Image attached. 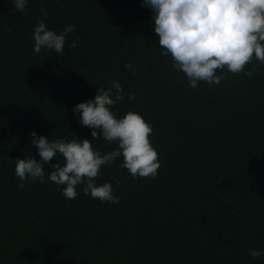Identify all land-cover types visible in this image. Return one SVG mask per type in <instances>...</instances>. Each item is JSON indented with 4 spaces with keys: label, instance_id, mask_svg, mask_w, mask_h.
<instances>
[{
    "label": "trees",
    "instance_id": "16d2710c",
    "mask_svg": "<svg viewBox=\"0 0 264 264\" xmlns=\"http://www.w3.org/2000/svg\"><path fill=\"white\" fill-rule=\"evenodd\" d=\"M42 4L50 30L75 28L63 54L33 51ZM152 16L142 0H27L23 13L0 0V264H264L249 255L264 252V64L193 89L162 55ZM113 80L124 99L111 111L153 128L155 178L133 179L122 158L102 166L96 184L111 183L118 204L81 186L65 198L50 164L43 183L18 187L13 160H40L31 131L91 140L73 108ZM92 145L118 147L102 136Z\"/></svg>",
    "mask_w": 264,
    "mask_h": 264
},
{
    "label": "clouds",
    "instance_id": "9594fccd",
    "mask_svg": "<svg viewBox=\"0 0 264 264\" xmlns=\"http://www.w3.org/2000/svg\"><path fill=\"white\" fill-rule=\"evenodd\" d=\"M11 3L15 10L23 13L27 0H11ZM142 4L153 12L154 33L162 55L171 57L173 69L183 72L193 89L200 82L209 87L219 84L226 78L225 70L251 77L264 64V0H142ZM40 10L44 19L32 33L33 51L39 54L47 49L63 54L65 37L75 31L74 26L68 25L57 34L46 26L47 12L43 4ZM75 47L72 43L68 48ZM254 60L258 63L253 64ZM249 65L252 67L248 68ZM125 67L131 69L132 64L126 63ZM135 98L134 93H129L130 101ZM123 99L122 84L113 80L108 87L96 88L94 99L74 106L73 112L79 115L80 124L91 129V140H50L31 131V144L38 150L40 160L33 155L13 160L18 187L22 188L28 179L43 183L44 166L50 164L53 170L48 179L64 186L65 198L75 199L77 186H81L83 193L93 199L118 204L119 197L113 194L111 183L96 184L102 166H111L122 158L120 166L127 169L133 179L155 178L160 162L150 141L153 128L141 114L132 110L117 118L111 108ZM100 136L105 143L115 142L118 147L101 154L92 145ZM58 153L63 162L53 163ZM249 255L257 259L264 252L249 250Z\"/></svg>",
    "mask_w": 264,
    "mask_h": 264
}]
</instances>
